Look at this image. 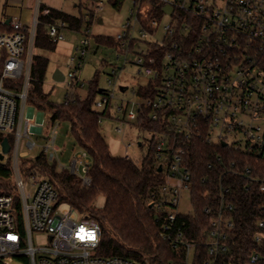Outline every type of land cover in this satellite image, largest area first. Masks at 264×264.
Segmentation results:
<instances>
[{
    "label": "built area",
    "instance_id": "built-area-1",
    "mask_svg": "<svg viewBox=\"0 0 264 264\" xmlns=\"http://www.w3.org/2000/svg\"><path fill=\"white\" fill-rule=\"evenodd\" d=\"M132 2L133 22L128 20L114 37L118 59L123 60L121 68H137L145 82L132 89L136 101L115 107L116 90H102L95 107L106 114L115 109L123 112L128 121L121 122L118 132L123 131V125L135 122L147 134L149 148L153 144L155 162L164 174L163 186L152 203L162 225L161 235L180 247L190 262L197 247L183 240L185 225L178 220L184 216L179 211L183 191L192 195L187 149L193 141L253 157L254 167L246 159L229 158L221 178L228 174L250 179L264 194V0ZM41 4L39 0L31 25L19 20H12L9 29L0 25V149L5 136L12 135L16 157L12 166L16 190L0 194V264H14V260L23 264H148L99 256V223L62 202L47 178L25 179L21 175L19 157L28 155V151L19 152L21 140L26 138L28 149H33L36 143L31 136L44 134L45 126L44 113L36 115L35 107L27 109ZM50 12L46 7L42 15ZM163 17L169 22L162 26ZM67 27L63 20L49 22L51 40L56 44L64 40ZM89 46V38L81 42L77 48L80 58ZM68 65L75 68L65 76L73 89L78 86L75 80L81 62L76 65L70 58ZM118 70H113V75ZM109 84L113 82L109 80ZM127 89L119 87L122 93ZM146 122L156 123L157 129L143 128ZM57 135L54 127L44 147L50 161H57ZM223 159L225 156L217 155L218 162ZM91 164L88 152L81 150L67 169L81 179L82 186H90ZM30 184L34 187L31 192L27 189ZM230 192L231 187L220 186L221 204L209 221L208 256L203 264H233L222 259L229 250V232L235 228L234 220L226 215L234 209L227 199ZM205 212L210 214L211 207ZM35 236H42L44 244L36 246ZM254 241L264 250V218L258 223ZM247 264H264V254L253 253Z\"/></svg>",
    "mask_w": 264,
    "mask_h": 264
},
{
    "label": "trees",
    "instance_id": "trees-1",
    "mask_svg": "<svg viewBox=\"0 0 264 264\" xmlns=\"http://www.w3.org/2000/svg\"><path fill=\"white\" fill-rule=\"evenodd\" d=\"M124 1L110 0V3L112 7L120 9ZM46 7L49 6L42 2L33 44L34 51L55 50L57 44L48 34L49 22L63 20L70 29L80 30L85 22L89 28L95 17L94 11L89 14V19H86L84 16H74L53 7H50V15L45 16L42 11ZM2 28L7 29V26ZM95 39L97 48L107 46L117 50L118 42L114 36L100 35ZM48 66L47 57L33 54L28 101L41 112H48L53 124L69 123L78 146L87 151L92 159L89 172L92 183L90 186H82L77 175L72 174L69 169H59L57 161H50L44 153L33 160L23 159L19 163L23 178H47L58 191L62 202L99 223L102 231L97 250L99 256H119L148 264H190L180 247H175L163 239L162 225L155 207H151L164 183V174L159 171L155 162L153 144L141 164L131 158L115 157L101 132V117L107 114L95 107V102L102 93L97 77L90 82L85 97L82 98L75 91L67 95L63 103H55L44 90ZM77 88L78 86L73 87L74 90ZM143 128L154 130L157 125L146 122ZM5 137L13 146V136ZM187 150V158L191 162V200L194 211L191 215L180 216L178 223L185 225L183 240L196 244L192 264H203L208 256L206 243L207 232L210 230L209 221L219 210L221 185L231 187L227 199L234 209L226 211V215L235 222V228L228 236L229 250L222 259L225 262L232 261L233 264H247L253 253L264 254V250L254 241L258 223L264 218V194L259 192L257 184L250 179L228 174L221 178L224 163H227L229 158L246 159L253 167L257 164L254 158L208 145L202 140L193 141ZM218 154L226 159L218 162ZM263 165L264 162L261 166ZM15 190L11 162H0V194H11ZM100 196L104 197V204L101 208H96L95 201ZM207 207L212 209L210 214L205 212Z\"/></svg>",
    "mask_w": 264,
    "mask_h": 264
},
{
    "label": "rangeland",
    "instance_id": "rangeland-1",
    "mask_svg": "<svg viewBox=\"0 0 264 264\" xmlns=\"http://www.w3.org/2000/svg\"><path fill=\"white\" fill-rule=\"evenodd\" d=\"M49 7H53L69 13L74 16H84L87 13H95V17L87 31V22L83 23L80 30H72L69 27L64 31V40L60 41L55 50H33L32 53L43 55L49 59V66L44 81V90L50 94V99L55 103H63L66 100V96L72 92H78L81 97H85L90 82L96 77L98 80V87L102 90H116V96L114 98V106H125L127 101H136V96L132 93V89H137L141 84L145 82L144 78L137 74V68L133 66L121 68L123 63L122 59H118V52L114 48L107 46H100L97 48L96 37L100 35L104 36H116L122 31V25L131 19V10H133L134 4L132 0H125L120 9L112 7L110 0H100L98 3H94L91 0H41ZM39 3V0L38 2ZM5 0H0V17L3 12ZM87 19V17H86ZM102 21V23H101ZM169 22L167 17H163L161 25ZM161 28L157 37L161 36ZM89 38L90 46L87 53L80 58V53L77 50L81 46V42L84 39ZM70 58L75 59V64L78 65L81 62V68L78 71V88L72 89L68 85V81L57 82L53 79V73L59 69L65 76H68L69 72L75 68L68 65ZM119 69L116 75H113V70ZM121 68V69H120ZM109 80L113 82L111 86ZM83 84V86H82ZM128 88L125 93L119 91V87ZM98 96L97 99H99ZM29 107H35L28 101L27 109ZM35 114L37 115L40 110L35 107ZM44 113V134L33 135L31 139L36 143V146L29 150L26 142V138H22L19 152L23 153L28 151L27 156H20L19 163L25 160H33L41 153L45 154L44 147L47 144V138L51 134L54 127H57V164L59 169H67L73 161L74 156L81 152V148L78 146L74 136L72 135L69 123L58 122L53 124L50 121V114ZM128 121L123 112H117L112 110L109 114L105 115L101 120V132L109 144L111 153L115 157L126 158L129 157L137 164H141L147 155L149 143L146 140L147 134L144 133L135 122H129L127 125H123V131L118 132L117 128L120 127L122 121ZM264 127V126H263ZM139 143H143L140 147ZM127 148V146H129ZM2 149H0L1 151ZM15 144L13 151L5 155L2 162H11L13 166L15 162ZM60 165V166H59ZM32 183V182H31ZM28 185L29 192L33 191L34 187ZM104 204V197L100 196L95 201L96 208H101ZM179 211L184 215H191L194 211L191 193L190 191H183L181 195V203ZM34 241L36 246L44 244L45 239L42 236H35ZM14 264H23L19 260H14ZM192 264V259L190 260Z\"/></svg>",
    "mask_w": 264,
    "mask_h": 264
},
{
    "label": "crops",
    "instance_id": "crops-1",
    "mask_svg": "<svg viewBox=\"0 0 264 264\" xmlns=\"http://www.w3.org/2000/svg\"><path fill=\"white\" fill-rule=\"evenodd\" d=\"M38 0H5L0 25L7 26L12 20H19L24 25H31L37 10Z\"/></svg>",
    "mask_w": 264,
    "mask_h": 264
},
{
    "label": "water",
    "instance_id": "water-1",
    "mask_svg": "<svg viewBox=\"0 0 264 264\" xmlns=\"http://www.w3.org/2000/svg\"><path fill=\"white\" fill-rule=\"evenodd\" d=\"M168 11L171 12V10H168ZM101 23H102V21H101ZM53 79H54L55 81H57V82H64V81H65V75H64L59 69H57V70L53 73ZM122 90H123V88H122ZM223 145H225V144H223ZM10 151H11V145H10V143L8 142V140L5 139V140L3 141V144H2V150H1V152H0V162H2V161L4 160L5 155L9 154ZM161 170H162V168L159 167V171H161ZM152 206H153V205H151V207H152Z\"/></svg>",
    "mask_w": 264,
    "mask_h": 264
}]
</instances>
